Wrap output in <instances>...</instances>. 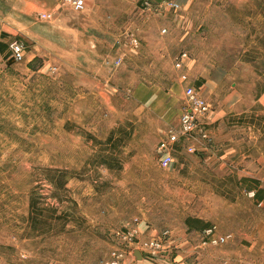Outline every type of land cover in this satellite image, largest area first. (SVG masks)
<instances>
[{
    "label": "rangeland",
    "instance_id": "374dc122",
    "mask_svg": "<svg viewBox=\"0 0 264 264\" xmlns=\"http://www.w3.org/2000/svg\"><path fill=\"white\" fill-rule=\"evenodd\" d=\"M40 1L0 0V264H224L185 219L264 191V0ZM187 85L208 138L162 168Z\"/></svg>",
    "mask_w": 264,
    "mask_h": 264
},
{
    "label": "built area",
    "instance_id": "2783aa9c",
    "mask_svg": "<svg viewBox=\"0 0 264 264\" xmlns=\"http://www.w3.org/2000/svg\"><path fill=\"white\" fill-rule=\"evenodd\" d=\"M64 5L69 6L73 11L81 12L85 7L84 0H62ZM170 7L175 8L177 6L174 2L168 3ZM47 14L44 12L40 13L41 17H45ZM9 58L12 61L20 62L24 59L25 44L20 40H12L9 45ZM186 56L182 53L180 57H177V65L182 63L183 58ZM181 61V62H180ZM184 94L186 95L187 104L184 106L179 118L178 128L168 130L165 138L162 139L158 146L159 151V165L162 168L171 166L174 162V151L180 144L184 145V148L189 153L196 151L195 142L197 140H203L208 138L207 131L203 125L198 121L199 117H203L209 112V106L206 100L199 96L193 85H187L184 88ZM254 195L253 192L250 194ZM136 228L129 230L123 237L132 239ZM166 234V232H164ZM203 243L212 245H220L226 243L231 237L230 234H217L215 226H208L202 230ZM151 248H159L160 243L157 241L149 242ZM123 253L119 250L112 252V258L109 264H119Z\"/></svg>",
    "mask_w": 264,
    "mask_h": 264
},
{
    "label": "crops",
    "instance_id": "0c3cea01",
    "mask_svg": "<svg viewBox=\"0 0 264 264\" xmlns=\"http://www.w3.org/2000/svg\"><path fill=\"white\" fill-rule=\"evenodd\" d=\"M32 3L37 6L41 5L40 0H32ZM220 83L221 81L215 82L214 80L213 88H218ZM197 88L199 87L197 86ZM233 90L235 91V89ZM233 90H229L223 95V101L234 100L236 93ZM255 105L264 110V102L255 103ZM258 158L260 157H256V161ZM250 189L254 191V195L253 197L248 196L242 205L238 200L224 201L227 207L224 210L226 223L224 232L219 233L231 236L226 242L229 251L224 264H264V191L257 184ZM192 218L201 221L198 223V227L192 228L199 232L206 227L204 223H208V225L213 223L210 213L197 214Z\"/></svg>",
    "mask_w": 264,
    "mask_h": 264
},
{
    "label": "trees",
    "instance_id": "16d2710c",
    "mask_svg": "<svg viewBox=\"0 0 264 264\" xmlns=\"http://www.w3.org/2000/svg\"><path fill=\"white\" fill-rule=\"evenodd\" d=\"M2 48H3V44L0 42V50H2ZM199 222L201 223V221L199 219H196V218L188 217L185 219V224L187 225L188 228L198 227ZM207 225H208V223H204V226H207Z\"/></svg>",
    "mask_w": 264,
    "mask_h": 264
}]
</instances>
